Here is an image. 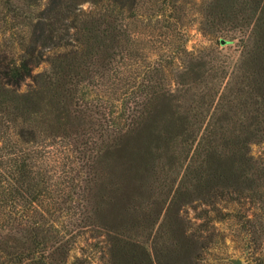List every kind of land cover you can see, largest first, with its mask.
<instances>
[{
  "label": "trees",
  "instance_id": "1",
  "mask_svg": "<svg viewBox=\"0 0 264 264\" xmlns=\"http://www.w3.org/2000/svg\"><path fill=\"white\" fill-rule=\"evenodd\" d=\"M138 4L0 0V264H88L70 260L86 230L103 235L105 264H185L227 218L262 250L264 156L251 146L264 143V0L203 1L204 34L241 35L232 62L211 47L188 52L173 34L165 57L138 60L140 36L123 27L125 5L134 15ZM57 143L78 167L54 181L39 172H57Z\"/></svg>",
  "mask_w": 264,
  "mask_h": 264
},
{
  "label": "rangeland",
  "instance_id": "2",
  "mask_svg": "<svg viewBox=\"0 0 264 264\" xmlns=\"http://www.w3.org/2000/svg\"><path fill=\"white\" fill-rule=\"evenodd\" d=\"M157 1L158 2L154 4L150 0H139L138 6L133 9L134 15H130L132 11L126 9L128 5H125L123 9V18H126L124 21V25L126 26L123 27L134 31L140 36L136 47L140 49V51L138 49L137 52L144 59L138 57V60L148 63L150 62L148 58H151V60L153 58V60L155 59L156 61L159 57H165L166 53L161 49L165 48L163 45L169 42L167 38L170 37L171 39L169 34H173V40L184 41L185 48L188 52L211 47L216 52H220V55L218 56L221 59H224V55H226L227 61L231 62L239 58L242 49L239 46L241 43V35L238 32L230 33L227 37L224 35H218L214 38L202 32L201 5L204 0ZM82 7L87 9L88 4L83 3ZM1 14L3 13L0 10V18ZM160 14L163 15L158 16ZM128 16H130L131 20L128 19ZM155 16L159 17L158 20H160V22L158 24L156 23ZM3 23V19H0V27ZM4 26L5 24L1 27L0 32L3 34L2 37L4 36L5 38H8L9 34L3 30ZM37 71L39 70H35L34 73ZM29 84H31V80L27 79L24 84H22L20 90L23 91ZM106 91L107 92H100V94L110 97L109 90ZM83 92L90 93L89 89H84ZM147 141V139L142 141V145L145 146ZM129 144V150L133 152L130 148L133 145L138 146L139 143L137 140L131 138ZM20 147L24 153L35 151L36 155L40 154V151L36 150L33 146L20 145ZM68 147L72 150L70 146ZM68 147L65 143H57L55 146L51 147L49 149V158L51 161L49 166L53 167L57 172L42 171L39 173L49 176H51V174L55 175L56 178L54 181H58L61 177L71 178L75 176L77 172H74V170H76L78 164H74V157L72 158L68 156L67 153H70L68 152ZM251 154L256 158L263 157L264 143L252 145ZM119 157V159H121L119 161L122 162V170L124 169L125 171L124 173L132 179H135L134 176L139 172L138 164L136 165L137 161L133 160V157L125 152H122ZM44 166L45 170H51L47 164ZM87 173L88 172H81V175L84 176ZM127 179L130 180L129 178ZM223 211L226 213L228 212V209ZM187 212L188 218L192 221L194 227L202 222L195 219L198 209L194 210L188 208ZM64 220L68 221L67 218ZM69 220L73 221L72 218ZM209 233L210 232H204L203 237L208 238L210 235ZM213 235L214 239L211 241V246L208 247V249L200 250L199 253L198 250L193 251L188 256L186 255L187 257L183 258L182 262L185 264H189V262H191L190 264H233L235 260H240L242 264H258L260 261L264 264V241L262 240V250L253 255L247 244L249 237H247L246 232L241 231L238 225H236L230 218L216 223ZM103 240V235H100L95 231H82L73 244L70 252V260L79 257L85 259L88 264H105L102 254L103 249L101 248L103 246ZM193 259L194 261H192Z\"/></svg>",
  "mask_w": 264,
  "mask_h": 264
},
{
  "label": "water",
  "instance_id": "3",
  "mask_svg": "<svg viewBox=\"0 0 264 264\" xmlns=\"http://www.w3.org/2000/svg\"><path fill=\"white\" fill-rule=\"evenodd\" d=\"M223 43V42H222ZM233 264H242L240 260H235Z\"/></svg>",
  "mask_w": 264,
  "mask_h": 264
}]
</instances>
